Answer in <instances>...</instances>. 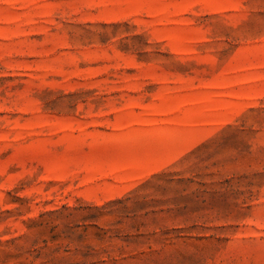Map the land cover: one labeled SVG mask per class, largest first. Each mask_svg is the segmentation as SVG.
Wrapping results in <instances>:
<instances>
[{
  "label": "rangeland",
  "instance_id": "obj_1",
  "mask_svg": "<svg viewBox=\"0 0 264 264\" xmlns=\"http://www.w3.org/2000/svg\"><path fill=\"white\" fill-rule=\"evenodd\" d=\"M0 264H264V0H0Z\"/></svg>",
  "mask_w": 264,
  "mask_h": 264
}]
</instances>
